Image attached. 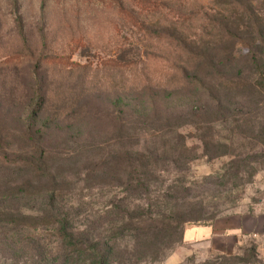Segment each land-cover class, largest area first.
<instances>
[{
  "label": "rangeland",
  "instance_id": "rangeland-1",
  "mask_svg": "<svg viewBox=\"0 0 264 264\" xmlns=\"http://www.w3.org/2000/svg\"><path fill=\"white\" fill-rule=\"evenodd\" d=\"M43 2L0 0V264H264L185 239L264 215V0Z\"/></svg>",
  "mask_w": 264,
  "mask_h": 264
},
{
  "label": "crops",
  "instance_id": "crops-1",
  "mask_svg": "<svg viewBox=\"0 0 264 264\" xmlns=\"http://www.w3.org/2000/svg\"><path fill=\"white\" fill-rule=\"evenodd\" d=\"M258 228H261L259 232H264V215L220 218L212 226L187 230L185 239L189 242L207 244L215 251L230 254L236 249L234 239L237 233H251Z\"/></svg>",
  "mask_w": 264,
  "mask_h": 264
},
{
  "label": "trees",
  "instance_id": "trees-1",
  "mask_svg": "<svg viewBox=\"0 0 264 264\" xmlns=\"http://www.w3.org/2000/svg\"><path fill=\"white\" fill-rule=\"evenodd\" d=\"M56 0H44L43 2V7L46 9H48L50 7V5ZM60 2L62 1H69V0H58ZM76 2L82 1V0H74ZM89 2H93L96 5L106 8V9H111L114 10L116 13H118L119 15H123L125 18H129V19H133V21H140L143 17H147V18H157L158 14H154V12H158L159 14L162 12L163 16L162 19L165 18L167 20L173 18L174 19V15L176 13L177 15V19L178 21L176 23H182L184 21H188L191 19V16L189 17L187 14H182L180 11H178L177 9H175L174 7L170 6L172 3H176L179 4V6L182 9L186 8V5L189 4V0H88ZM159 2V3H158ZM147 5L148 9H147V14L143 17L138 16L137 15H133L131 13H129V9L130 7H128V5ZM167 10V12L164 10ZM174 8V9H173ZM213 18L215 19V17L213 16ZM175 25V24H173ZM143 31H149L148 27H143L142 28ZM20 30V29H19ZM21 32V37L24 39L23 34V29L21 28L20 30ZM154 35H157L155 33H153ZM167 37H170V32L168 31V33L166 34ZM165 36V37H166ZM172 37V36H171ZM171 46H174L173 43L170 44ZM216 221V219L213 221V223H209V224H205V225H198L196 227H209L212 226L214 224V222ZM234 259H238L240 260V255H234V256H226V255H220V256H216L214 257L213 261L209 262L212 264H219V260L224 261V262H228V261H232ZM257 261V260H256ZM98 264H107V262L104 260V258H100L97 262Z\"/></svg>",
  "mask_w": 264,
  "mask_h": 264
}]
</instances>
